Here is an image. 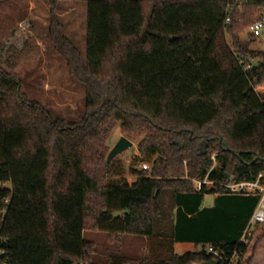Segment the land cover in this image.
I'll list each match as a JSON object with an SVG mask.
<instances>
[{
  "label": "trees",
  "instance_id": "obj_1",
  "mask_svg": "<svg viewBox=\"0 0 264 264\" xmlns=\"http://www.w3.org/2000/svg\"><path fill=\"white\" fill-rule=\"evenodd\" d=\"M246 4L264 8V0ZM86 6L84 59L56 22L53 32L57 53L85 88L77 120L27 94L4 68L0 42V264H105L85 237L94 229L159 238L167 254L110 264H264V222L254 239L241 241L259 197L221 185L264 172V93L256 90L264 52L238 36L256 18L240 14L239 0ZM251 60L261 63L248 68ZM117 125L141 137L134 160L150 163L131 172L132 183L116 158L107 163ZM206 179L212 183L196 187ZM207 194L217 195L211 207L203 206ZM175 243L203 248L179 255Z\"/></svg>",
  "mask_w": 264,
  "mask_h": 264
},
{
  "label": "rangeland",
  "instance_id": "obj_2",
  "mask_svg": "<svg viewBox=\"0 0 264 264\" xmlns=\"http://www.w3.org/2000/svg\"><path fill=\"white\" fill-rule=\"evenodd\" d=\"M240 14L257 18L264 8L256 10L247 6L246 0H239ZM86 0H1L0 2V42L5 43L2 64L6 70L15 71L23 81L24 90L34 99L46 104L55 116L77 120L85 109V88L73 77L65 61L57 53L53 32L55 22L57 31L67 42L76 47L84 59L86 56ZM240 20V19H239ZM248 26L238 32L242 41L249 44L253 51L264 52V34L255 38L247 34ZM228 39L229 35L227 34ZM259 88L264 93V82ZM124 136L133 146L116 158L128 181L135 177L132 171H140L146 161H135L139 154L138 143L141 137H129L117 125L106 141L107 155L119 139ZM209 146V141L203 144ZM201 145V147L203 146ZM114 158V159H115ZM214 195H206L204 206L213 205ZM166 206L171 204V193L165 195ZM256 224L246 235V243L254 239ZM85 237L91 243V254L96 262L110 264L113 259L142 261L146 258L159 260L167 257L161 250L159 238H148L132 234H112L102 230H86ZM202 244L175 243L174 251L182 255L196 252ZM233 261L231 264H235ZM256 264H258L256 262Z\"/></svg>",
  "mask_w": 264,
  "mask_h": 264
},
{
  "label": "built area",
  "instance_id": "obj_3",
  "mask_svg": "<svg viewBox=\"0 0 264 264\" xmlns=\"http://www.w3.org/2000/svg\"><path fill=\"white\" fill-rule=\"evenodd\" d=\"M226 22H230V17L227 16ZM247 34L251 35L252 37L258 38L264 34V13L258 16L247 28ZM252 66L249 65L248 68ZM262 84H258L256 86V90L259 92L261 91ZM214 160V166L216 165L215 155L212 156ZM213 166V167H214ZM143 169L147 170L148 165L143 164ZM202 183H212L207 179L203 182L196 181V186L199 188L201 187ZM230 194H238V195H254L258 196L259 200L258 203L252 213L251 219L248 223V226L244 232V235L241 239L244 243H246V235L251 232L253 227L258 223L264 222V172L258 174L255 179L252 180H241L236 181L234 178H229L226 182L221 184ZM208 251H213L212 247L208 248Z\"/></svg>",
  "mask_w": 264,
  "mask_h": 264
},
{
  "label": "water",
  "instance_id": "obj_4",
  "mask_svg": "<svg viewBox=\"0 0 264 264\" xmlns=\"http://www.w3.org/2000/svg\"><path fill=\"white\" fill-rule=\"evenodd\" d=\"M260 61H255V60H251V64L253 65H258L260 64ZM222 144L223 147L225 148V150L229 151V152H233V150L229 147V144L227 142V140L222 137ZM133 146V142L128 139L127 137L122 136L119 141L114 145V147L110 150L108 157H107V163H111L112 160L117 157L118 155L122 154L124 151L128 150L129 148H131ZM207 151V144H203V146L201 147V154H205ZM258 160H263L260 157H257ZM198 264H220V261L218 259H211L208 261H203L200 262Z\"/></svg>",
  "mask_w": 264,
  "mask_h": 264
},
{
  "label": "crops",
  "instance_id": "obj_5",
  "mask_svg": "<svg viewBox=\"0 0 264 264\" xmlns=\"http://www.w3.org/2000/svg\"><path fill=\"white\" fill-rule=\"evenodd\" d=\"M196 185V184H195ZM197 188H199L198 186H196ZM207 195H209V194H207ZM214 195V201H215V198L217 197V195L216 194H213ZM206 197V196H205ZM213 204H214V202H213ZM203 206H204V202H203ZM213 206V205H212ZM204 207H206V206H204ZM211 207V206H210Z\"/></svg>",
  "mask_w": 264,
  "mask_h": 264
}]
</instances>
